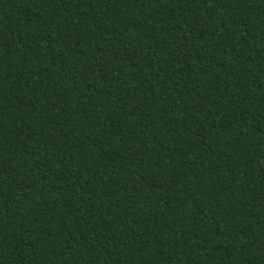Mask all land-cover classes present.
I'll list each match as a JSON object with an SVG mask.
<instances>
[{
  "label": "trees",
  "instance_id": "obj_1",
  "mask_svg": "<svg viewBox=\"0 0 264 264\" xmlns=\"http://www.w3.org/2000/svg\"><path fill=\"white\" fill-rule=\"evenodd\" d=\"M0 264H264V0H0Z\"/></svg>",
  "mask_w": 264,
  "mask_h": 264
}]
</instances>
